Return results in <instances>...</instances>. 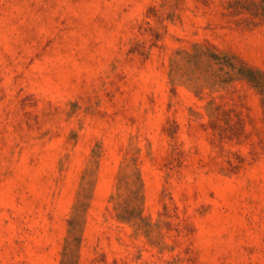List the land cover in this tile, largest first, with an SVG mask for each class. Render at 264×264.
<instances>
[{
  "label": "rangeland",
  "instance_id": "374dc122",
  "mask_svg": "<svg viewBox=\"0 0 264 264\" xmlns=\"http://www.w3.org/2000/svg\"><path fill=\"white\" fill-rule=\"evenodd\" d=\"M260 2L0 0V264H264Z\"/></svg>",
  "mask_w": 264,
  "mask_h": 264
},
{
  "label": "trees",
  "instance_id": "16d2710c",
  "mask_svg": "<svg viewBox=\"0 0 264 264\" xmlns=\"http://www.w3.org/2000/svg\"><path fill=\"white\" fill-rule=\"evenodd\" d=\"M256 15L263 17L264 18V0H261L260 4L256 7ZM241 77L246 78L248 81L252 82V83H258L257 79L255 78V76H253L252 74H247V73H240Z\"/></svg>",
  "mask_w": 264,
  "mask_h": 264
}]
</instances>
